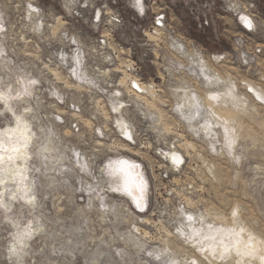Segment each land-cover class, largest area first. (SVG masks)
I'll return each instance as SVG.
<instances>
[{"label":"rangeland","instance_id":"obj_1","mask_svg":"<svg viewBox=\"0 0 264 264\" xmlns=\"http://www.w3.org/2000/svg\"><path fill=\"white\" fill-rule=\"evenodd\" d=\"M102 37L153 87L151 122L118 115L130 58ZM16 122L36 199L0 178V264H264V0H0V129Z\"/></svg>","mask_w":264,"mask_h":264},{"label":"bare ground","instance_id":"obj_2","mask_svg":"<svg viewBox=\"0 0 264 264\" xmlns=\"http://www.w3.org/2000/svg\"><path fill=\"white\" fill-rule=\"evenodd\" d=\"M219 95L220 94L217 93L216 97H219ZM188 104L189 101H186L184 106ZM226 119L230 120L228 117H226ZM30 141L31 134L26 124L16 122L13 126L0 129V178L4 186L5 194L8 199H13V201L16 198L26 202H31L36 199L33 193L34 183L33 178L30 176V167L27 165V161L23 159V157L26 156V147ZM171 155L175 154H170V156ZM171 159L172 161L179 162L177 156H173ZM134 165L135 164L132 166L134 167ZM114 168H120L122 172H125L127 169L129 170L131 166L127 165L126 161L119 160L114 162ZM120 176L124 178L123 174H120ZM122 183L123 181H121V184ZM124 187L135 198V188H137L139 194L143 196V191L145 190L144 182L139 177L138 171L134 172V170H132V176L127 179V183ZM137 200H139V197H137ZM7 201L8 200H6L4 204ZM28 232L31 233V231H23V234H27Z\"/></svg>","mask_w":264,"mask_h":264},{"label":"built area","instance_id":"obj_3","mask_svg":"<svg viewBox=\"0 0 264 264\" xmlns=\"http://www.w3.org/2000/svg\"><path fill=\"white\" fill-rule=\"evenodd\" d=\"M99 44L101 48L105 47L106 49H108L110 54L114 56L115 59H119L120 57L125 55L130 58L126 59L125 69H121L122 78L120 79V81H118L117 83L113 82L111 84V87L116 88L114 94L118 115H126V113H128L129 111H132L136 114L138 121H140L141 123L144 124L151 122L153 117L148 106L147 98L150 96V94L153 93V87L142 83L140 69H138L136 64L131 61L129 50L123 46H111L109 40L103 37L99 40ZM134 84L138 87H133ZM122 86L125 88V90H123ZM145 87H150V89L145 90ZM125 97H127V99H125ZM128 100L130 101L128 102ZM117 131L119 134V139L117 140L118 143H121L122 141L123 144L121 143V145L129 148H132L135 145V137L128 130L126 123L124 126H120L118 124ZM128 144L132 146H128ZM119 150L121 152L126 151L124 148H119ZM18 250H22V247H20V249Z\"/></svg>","mask_w":264,"mask_h":264},{"label":"snow or ice","instance_id":"obj_4","mask_svg":"<svg viewBox=\"0 0 264 264\" xmlns=\"http://www.w3.org/2000/svg\"><path fill=\"white\" fill-rule=\"evenodd\" d=\"M135 3H136V6L138 7V10L140 11V13L143 14V0H135ZM241 19L245 21L246 26L251 30V28L253 27L251 21L245 17H241ZM133 87H138V86L134 84ZM235 214H236V212L234 210L233 215H235Z\"/></svg>","mask_w":264,"mask_h":264}]
</instances>
